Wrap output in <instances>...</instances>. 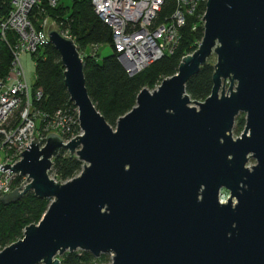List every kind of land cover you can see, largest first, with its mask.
Returning a JSON list of instances; mask_svg holds the SVG:
<instances>
[{
    "label": "water",
    "instance_id": "water-1",
    "mask_svg": "<svg viewBox=\"0 0 264 264\" xmlns=\"http://www.w3.org/2000/svg\"><path fill=\"white\" fill-rule=\"evenodd\" d=\"M203 21L178 73L142 89L116 128L89 94L75 40L51 23L83 133L65 143L52 132L44 145L35 136L20 161L1 166L31 180L4 204L30 191L51 203L0 264H61L76 250L111 253L112 264H264V0H208ZM214 54L212 93L193 101L187 82ZM63 149L85 166L60 183L50 170Z\"/></svg>",
    "mask_w": 264,
    "mask_h": 264
},
{
    "label": "trees",
    "instance_id": "trees-1",
    "mask_svg": "<svg viewBox=\"0 0 264 264\" xmlns=\"http://www.w3.org/2000/svg\"><path fill=\"white\" fill-rule=\"evenodd\" d=\"M13 0H0V19L9 15ZM174 1L167 0L162 16L170 13ZM206 3L189 15L181 31L178 48L171 55H165L151 63L140 73L131 76L114 51L112 28L95 11L92 0H72L70 6L58 2L55 6L48 0H42L31 13V18L39 26L45 18L56 22L61 29L71 36L83 54L84 72L89 94L106 120L113 127L118 119L131 111L137 103L142 89H155L165 78L178 73L182 59L193 53L204 36L202 16L206 12ZM16 34L8 32L7 40L0 36V80L6 79L13 63L12 46ZM90 46H110L113 51L102 57L86 54ZM36 59V78L34 93H43L41 101L35 106L42 112L54 114L59 110L71 109L75 117L76 105L72 102L65 82V70L58 49L52 44L40 48L33 54ZM215 64L208 61L201 67L186 86L187 93L193 101H204L212 93ZM240 115V114H239ZM236 118L237 131L245 125L244 115ZM43 124V123H42ZM77 129L79 127L77 126ZM0 135V140H1ZM85 163L68 150L63 149L53 159L50 174H54L60 183L66 182L83 170ZM20 180V179H19ZM50 199L40 198L33 191L10 204H4L0 197V248L3 249L23 237L25 228L38 223L50 205ZM61 258V264H99L108 259L107 254L95 257L85 250L67 251Z\"/></svg>",
    "mask_w": 264,
    "mask_h": 264
},
{
    "label": "built area",
    "instance_id": "built-area-1",
    "mask_svg": "<svg viewBox=\"0 0 264 264\" xmlns=\"http://www.w3.org/2000/svg\"><path fill=\"white\" fill-rule=\"evenodd\" d=\"M41 1L13 0L9 15L0 19V36L7 40L8 32L12 31L17 37L11 45L14 58L10 73L0 80V168L20 161L22 155L19 154L35 136L43 143L41 145L46 143L47 135L39 133L40 123H43V130L52 128L53 132L62 135L65 143L83 133L76 131L77 126L80 128L77 107L78 117L71 109L54 114L40 111L35 101H41L43 93L40 90L34 93V86L30 87L26 79L20 55L24 52L34 54L51 43L48 29L53 22L45 18L37 26L31 18L33 9ZM173 1L172 11L162 16L167 0H92L97 14L112 28L114 51L129 75L134 76L163 56L173 54L180 44L188 16L194 14L200 4L205 2L207 5L208 2ZM48 2L55 6L59 0ZM28 180V176L0 169V197L17 188L23 190L31 181ZM54 180L58 182L56 178Z\"/></svg>",
    "mask_w": 264,
    "mask_h": 264
},
{
    "label": "rangeland",
    "instance_id": "rangeland-1",
    "mask_svg": "<svg viewBox=\"0 0 264 264\" xmlns=\"http://www.w3.org/2000/svg\"><path fill=\"white\" fill-rule=\"evenodd\" d=\"M60 3H64L67 6H70L72 3V0H59ZM113 51L112 47L110 46H103V47H99V46H90L89 48H87V50L85 52H87L86 54H90L92 56H100V59H102L103 56L110 54ZM21 58V62L23 64L24 67V71H25V75H26V79L27 82L29 84L30 87H33L35 84V75H36V59L35 56L33 55V53L31 52H24L20 55ZM210 61L213 62L214 64L217 62V56L214 54L211 58ZM230 82L227 83V89L229 87ZM193 105H196L194 102L192 103ZM197 106V105H196ZM245 118V122H246V113L242 112L240 113L239 117L243 116ZM237 122L238 120L235 122V126L233 128V137L236 139L239 136H241L242 132L244 131V128L246 126L245 125L242 127L241 131L238 132L237 131ZM117 125V123H116ZM116 125L114 126V128H116ZM40 129H39V133L40 135H47L52 133L54 129H49L47 130H43L42 128V123H40L39 125ZM77 133H82V130L76 129ZM44 137V136H41ZM43 144V143H41ZM69 151V150H68ZM2 158L4 157V154H2L1 156ZM257 163L256 159H251L249 162V166H253ZM50 177L55 179V175L54 174H50ZM57 180V179H56ZM30 181V180H28ZM229 197V192L227 190H223L222 193V201H226L227 198ZM51 203V201H50ZM43 217V216H42ZM42 219V218H41ZM39 223V222H38ZM24 235V234H23ZM108 255V259H105L103 262H100L99 264H112L113 263V254H107Z\"/></svg>",
    "mask_w": 264,
    "mask_h": 264
}]
</instances>
